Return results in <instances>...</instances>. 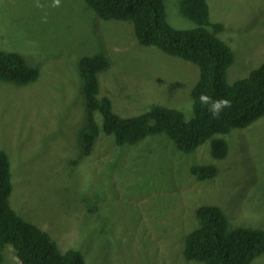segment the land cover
Wrapping results in <instances>:
<instances>
[{"label":"rangeland","instance_id":"rangeland-1","mask_svg":"<svg viewBox=\"0 0 264 264\" xmlns=\"http://www.w3.org/2000/svg\"><path fill=\"white\" fill-rule=\"evenodd\" d=\"M206 1L210 23L223 25L218 37L233 53L226 72L232 84L264 62V0ZM163 2L172 28L196 27L180 14V0ZM0 51L18 52L40 69L26 86L0 82L10 205L61 250H78L85 264H204L183 256L202 205L221 208L232 228L264 231V117L226 134L228 154L219 161L207 145L184 154L156 135L118 147L103 131L89 156L79 154L82 57H106L100 95L123 118L158 105L191 119L195 64L139 45L130 22L101 20L83 0H0ZM211 162L214 179L190 174L191 166ZM1 264H19L12 248ZM251 264H264V254Z\"/></svg>","mask_w":264,"mask_h":264},{"label":"trees","instance_id":"trees-1","mask_svg":"<svg viewBox=\"0 0 264 264\" xmlns=\"http://www.w3.org/2000/svg\"><path fill=\"white\" fill-rule=\"evenodd\" d=\"M104 21L130 22L141 46L154 47L162 53L193 63L198 79L190 91L192 118L186 120L175 108L153 105L149 110L128 118L115 114L112 102L100 95L99 74L106 72L105 56H84L78 72L82 81L84 124L77 132L81 157L89 156L100 131L112 136L118 146H135L149 136L165 135L184 154H192L205 145L211 158L223 160L229 150L224 139L232 129H246L264 117V62L246 78L232 84L226 72L233 53L219 37L220 23L211 24L206 0H180V14L196 24L190 30L172 28L163 0H83ZM23 55L0 51V82L26 86L39 77ZM201 94L213 100L228 99L231 107L213 119L207 105L199 102ZM101 120V125L97 122ZM190 174L198 181L216 177L214 162L193 165ZM7 154L0 150V264L7 247L12 248L19 264H85L78 250H61L47 232L19 216L10 205L12 184ZM197 225L185 239L183 256L187 261L204 264H251L264 254V231L230 227L221 208L202 205L195 210Z\"/></svg>","mask_w":264,"mask_h":264},{"label":"clouds","instance_id":"clouds-1","mask_svg":"<svg viewBox=\"0 0 264 264\" xmlns=\"http://www.w3.org/2000/svg\"><path fill=\"white\" fill-rule=\"evenodd\" d=\"M58 5H59V0H54V6H58ZM199 102L202 105L208 106L207 110L211 113L213 119H218L220 117L221 113L225 109L231 107V101L230 100H228V99L213 100L210 96L205 95V94L200 95Z\"/></svg>","mask_w":264,"mask_h":264},{"label":"bare ground","instance_id":"bare-ground-1","mask_svg":"<svg viewBox=\"0 0 264 264\" xmlns=\"http://www.w3.org/2000/svg\"><path fill=\"white\" fill-rule=\"evenodd\" d=\"M80 79V78H79ZM160 233V232H159Z\"/></svg>","mask_w":264,"mask_h":264}]
</instances>
